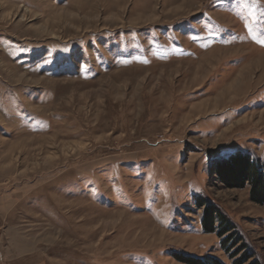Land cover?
Wrapping results in <instances>:
<instances>
[{
  "label": "rangeland",
  "instance_id": "1",
  "mask_svg": "<svg viewBox=\"0 0 264 264\" xmlns=\"http://www.w3.org/2000/svg\"><path fill=\"white\" fill-rule=\"evenodd\" d=\"M245 156L264 0H0V264H232L201 201L264 264V205L218 174Z\"/></svg>",
  "mask_w": 264,
  "mask_h": 264
},
{
  "label": "trees",
  "instance_id": "2",
  "mask_svg": "<svg viewBox=\"0 0 264 264\" xmlns=\"http://www.w3.org/2000/svg\"><path fill=\"white\" fill-rule=\"evenodd\" d=\"M230 165L221 164L218 174L225 183L232 188L250 187V200L253 203L264 205V164L261 161L251 160L248 156L243 158L236 157L230 161ZM208 204V203H207ZM199 208L205 207V214L202 221L204 232L216 233L217 237L222 239L221 248L233 259L238 258L232 264H261L256 260V254L253 252L243 239L239 229L224 212L216 209L214 205L201 201ZM176 258L187 264H222L213 258L206 260L185 259L176 256Z\"/></svg>",
  "mask_w": 264,
  "mask_h": 264
},
{
  "label": "bare ground",
  "instance_id": "3",
  "mask_svg": "<svg viewBox=\"0 0 264 264\" xmlns=\"http://www.w3.org/2000/svg\"><path fill=\"white\" fill-rule=\"evenodd\" d=\"M242 104V103H241Z\"/></svg>",
  "mask_w": 264,
  "mask_h": 264
}]
</instances>
